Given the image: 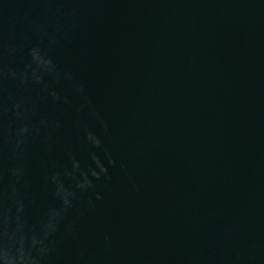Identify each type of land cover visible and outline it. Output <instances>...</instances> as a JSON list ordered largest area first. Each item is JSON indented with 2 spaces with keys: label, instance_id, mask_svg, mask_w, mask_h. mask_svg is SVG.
<instances>
[{
  "label": "water",
  "instance_id": "95a60500",
  "mask_svg": "<svg viewBox=\"0 0 264 264\" xmlns=\"http://www.w3.org/2000/svg\"><path fill=\"white\" fill-rule=\"evenodd\" d=\"M0 264H264V0H0Z\"/></svg>",
  "mask_w": 264,
  "mask_h": 264
}]
</instances>
